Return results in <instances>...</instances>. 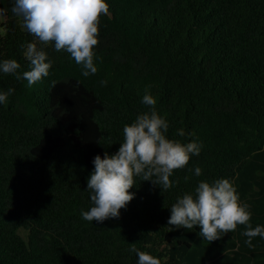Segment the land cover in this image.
Wrapping results in <instances>:
<instances>
[{
	"label": "trees",
	"instance_id": "1",
	"mask_svg": "<svg viewBox=\"0 0 264 264\" xmlns=\"http://www.w3.org/2000/svg\"><path fill=\"white\" fill-rule=\"evenodd\" d=\"M106 2L95 74L39 43L52 62L47 77L29 87L0 72V92L14 89L0 103V264H137L133 243L161 264H264V238L249 247L243 225L212 242L199 227L167 225L178 198L227 178L252 227L264 226V0ZM13 4L0 0V62L15 59L22 74V45L36 41ZM146 92L167 138L201 151L174 170L170 189L137 176L118 218L86 221L93 159L115 154L124 126L150 111Z\"/></svg>",
	"mask_w": 264,
	"mask_h": 264
},
{
	"label": "clouds",
	"instance_id": "2",
	"mask_svg": "<svg viewBox=\"0 0 264 264\" xmlns=\"http://www.w3.org/2000/svg\"><path fill=\"white\" fill-rule=\"evenodd\" d=\"M11 10L22 18V27L36 42L22 45L30 70L21 74L17 71L21 65L15 59H6L0 62V72L13 74L17 80H26L29 87L47 77L52 62L38 43L54 45L55 51L70 54L76 64L82 66L85 77L97 72L94 46L99 43L100 17L109 14L106 0H14ZM101 83L106 85L107 81ZM52 84L55 86L54 81ZM13 92L11 88L0 92V103H5ZM142 102L150 106V111L124 126L123 142L115 154L105 152L103 158L97 155L93 159L94 169L87 178L93 206L81 212L86 221L103 223L118 218L120 210L134 198L130 189L137 176L160 185L163 190L170 189L173 187L170 176L174 170L186 167L191 155H199L201 151V144L196 141L181 143L167 138L169 124L157 113V101L151 94L146 92ZM177 135L183 137L184 129H178ZM201 171L199 167L194 169L197 176ZM251 216L249 205L241 203L233 183L221 178L211 184L200 181L195 196L184 194L178 198L170 208L167 225L176 229L199 227V236L209 242L219 240L222 235L243 225L242 235L247 237L245 243L252 247V238H264V226L253 228ZM130 250L137 254V264H161L149 253L139 251L134 243Z\"/></svg>",
	"mask_w": 264,
	"mask_h": 264
},
{
	"label": "rangeland",
	"instance_id": "3",
	"mask_svg": "<svg viewBox=\"0 0 264 264\" xmlns=\"http://www.w3.org/2000/svg\"><path fill=\"white\" fill-rule=\"evenodd\" d=\"M2 18H3V14L2 13H0V23H1V21H2ZM21 233H24L23 231H21Z\"/></svg>",
	"mask_w": 264,
	"mask_h": 264
}]
</instances>
